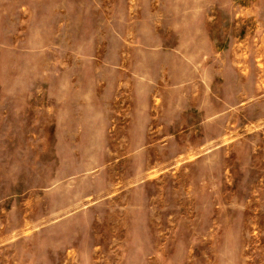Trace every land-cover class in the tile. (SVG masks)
<instances>
[{
  "label": "rangeland",
  "instance_id": "374dc122",
  "mask_svg": "<svg viewBox=\"0 0 264 264\" xmlns=\"http://www.w3.org/2000/svg\"><path fill=\"white\" fill-rule=\"evenodd\" d=\"M0 264H264V0H0Z\"/></svg>",
  "mask_w": 264,
  "mask_h": 264
}]
</instances>
